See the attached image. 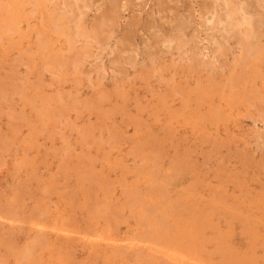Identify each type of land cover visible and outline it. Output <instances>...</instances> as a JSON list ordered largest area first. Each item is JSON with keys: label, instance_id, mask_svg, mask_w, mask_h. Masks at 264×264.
Segmentation results:
<instances>
[{"label": "rangeland", "instance_id": "374dc122", "mask_svg": "<svg viewBox=\"0 0 264 264\" xmlns=\"http://www.w3.org/2000/svg\"><path fill=\"white\" fill-rule=\"evenodd\" d=\"M126 1L0 0V264H264V56Z\"/></svg>", "mask_w": 264, "mask_h": 264}, {"label": "bare ground", "instance_id": "6f19581e", "mask_svg": "<svg viewBox=\"0 0 264 264\" xmlns=\"http://www.w3.org/2000/svg\"><path fill=\"white\" fill-rule=\"evenodd\" d=\"M126 1V0H125ZM94 2V1H93ZM127 2V1H126ZM86 3V2H85ZM95 3V2H94ZM112 6V4H111ZM123 6V5H122ZM91 7V6H90ZM117 8V7H116ZM170 9V8H169ZM208 9V8H207ZM210 17L209 29H216L222 32V42H217L214 52L220 51L219 57L226 44L230 42L233 46H237L239 52V60L242 65L249 62L248 58L254 57L258 59L264 56V0H213L210 9L207 10ZM103 18V17H102ZM55 20V19H54ZM178 20V19H177ZM207 22V21H206ZM210 22V23H209ZM134 23V22H133ZM164 23V22H163ZM181 23V22H180ZM184 24V23H183ZM59 25V24H58ZM180 26V25H179ZM177 26V32L174 38L178 40V46H181L185 41L180 38V27ZM219 26V27H218ZM56 27V26H55ZM60 27V26H59ZM209 27V26H208ZM55 30V29H54ZM174 30V29H173ZM172 32V31H171ZM85 33V32H84ZM154 34V33H153ZM172 34V33H171ZM183 37V36H182ZM178 38V39H177ZM67 39V38H66ZM212 38L210 37V40ZM77 40V39H76ZM169 40V39H168ZM191 41V40H190ZM168 42V41H167ZM125 43V42H124ZM170 43V42H169ZM224 43V44H223ZM45 44V43H44ZM177 46V47H178ZM129 47V46H128ZM179 48V47H178ZM135 49V48H134ZM226 50V49H225ZM146 52V50H145ZM150 52V51H149ZM216 54V53H215ZM223 54V53H222ZM225 54V53H224ZM223 54V55H224ZM222 55V56H223ZM226 56V55H224ZM63 57V56H62ZM203 57V56H202ZM218 57V56H217ZM47 58V57H46ZM131 58V57H130ZM221 58V57H220ZM219 59V58H218ZM260 59V58H259ZM254 60V59H253ZM251 59V62L253 61ZM262 60V58H261ZM129 61V60H128ZM235 61V57H234ZM240 61L238 63L240 64ZM256 61V60H254ZM263 61V60H262ZM68 62V61H67ZM131 63V62H130ZM257 63V62H256ZM241 65V66H242ZM240 68V67H239ZM77 71V70H76ZM243 71V70H241ZM248 71H243V73ZM250 72V71H249ZM239 78V77H238ZM241 79V78H240ZM61 99V98H60ZM60 112V111H59ZM113 128V127H112ZM7 140V139H6ZM143 146V145H142ZM153 174V173H152ZM179 175V174H178ZM36 177V176H35ZM92 177V176H91ZM153 178V177H152ZM151 178V179H152ZM154 179V178H153ZM164 181V180H163ZM167 185V184H166ZM152 186V185H151ZM164 186V185H163ZM153 187V186H152ZM105 188V187H104ZM164 189V188H163ZM82 190V189H81ZM155 190V189H154ZM162 190V189H161ZM167 191V190H166ZM164 191V192H166ZM134 192V191H133ZM163 192V191H162ZM155 193V192H154ZM136 194V192H135ZM140 194V193H139ZM127 195V194H126ZM142 196V195H141ZM152 196V195H151ZM163 196V195H162ZM128 197V196H127ZM145 201V200H144ZM95 202V201H94ZM104 203V202H103ZM108 203V202H107ZM105 203V204H107ZM148 203V202H147ZM103 204V205H105ZM139 204V203H138ZM179 204V203H178ZM129 205V204H128ZM131 205V204H130ZM129 205V206H130ZM152 205V204H151ZM154 205V204H153ZM102 206V205H101ZM108 206V205H105ZM134 206V204H133ZM136 206V204H135ZM144 206V205H143ZM155 206V205H154ZM173 206V205H172ZM108 208V207H107ZM149 208V207H148ZM166 208V207H165ZM169 208V207H168ZM158 209V208H156ZM171 209V208H170ZM93 210V209H92ZM165 210V209H163ZM169 210V209H168ZM179 210V209H178ZM186 210V209H185ZM103 211V210H102ZM136 211V210H135ZM181 211V210H180ZM89 212V211H88ZM105 212V211H104ZM103 212V213H104ZM206 212V211H205ZM169 213V212H168ZM158 214V213H156ZM98 215V214H97ZM117 215V214H116ZM170 215V214H169ZM176 216V213L174 214ZM99 216V215H98ZM14 217V216H13ZM110 218V217H109ZM163 218V217H162ZM166 219V217H164ZM109 220V219H108ZM111 220V219H110ZM140 220V219H139ZM142 220V219H141ZM157 221V220H156ZM195 221V220H194ZM109 222V221H108ZM153 222V221H152ZM165 223V221H164ZM148 224V223H147ZM112 225V224H110ZM169 225V223H168ZM178 225V224H177ZM157 226V225H156ZM150 227V226H149ZM148 227V228H149ZM168 227V226H167ZM159 228V227H157ZM188 228V227H187ZM151 229V228H150ZM162 229V228H161ZM183 229V228H182ZM189 229V228H188ZM152 230V229H151ZM164 230V229H163ZM170 230V229H169ZM168 230V231H169ZM160 231V230H159ZM158 231V232H159ZM42 232V231H41ZM156 232V231H154ZM164 233V232H163ZM162 234V233H161ZM39 235V234H38ZM44 236V235H43ZM152 236V235H151ZM42 238V237H41ZM45 239V237H44ZM160 239V238H159ZM158 239V240H159ZM41 240V239H40ZM221 240V239H220ZM32 242V241H31ZM122 244V243H121ZM152 245V244H151ZM27 248V247H26ZM31 248V247H30ZM38 248V247H37ZM100 248V247H99ZM23 250V249H22ZM117 252V251H116ZM150 252V251H149ZM118 253V252H117ZM176 253V252H175ZM174 253V254H175ZM150 254V253H149ZM30 255V254H29ZM134 256V255H132ZM158 256V255H157ZM179 256V255H178ZM138 257V256H137ZM160 257V256H159ZM158 258V257H157ZM147 259V258H146ZM151 259V258H150ZM149 259V261H150ZM171 259V258H170ZM192 259V258H191ZM154 260H156L154 258ZM178 260V259H177ZM197 260V259H196ZM151 264V263H150ZM185 264V263H184Z\"/></svg>", "mask_w": 264, "mask_h": 264}]
</instances>
